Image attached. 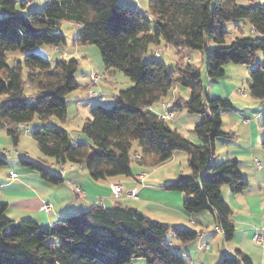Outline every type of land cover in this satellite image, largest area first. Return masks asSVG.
<instances>
[{
    "label": "trees",
    "instance_id": "1",
    "mask_svg": "<svg viewBox=\"0 0 264 264\" xmlns=\"http://www.w3.org/2000/svg\"><path fill=\"white\" fill-rule=\"evenodd\" d=\"M147 13L123 6L119 0H48L42 10L23 13L16 0H0V126L17 145L22 132L19 126L38 116L46 124L34 128L31 135L41 153L60 164H82L94 180L134 177L133 163L139 169H150L170 161L177 150H185L190 173L164 188L185 194L187 213L210 211L224 238L231 240L236 228L222 186L229 184L237 193L248 186V180L237 158L218 161L214 151L217 137L233 136L222 129L221 112L233 109V104L228 98L206 99L201 67L182 59L170 67L160 59L144 61L143 54L150 44L163 41L177 49L203 50L210 78L224 76L229 62L253 64L249 92L253 98L264 99V60H257L259 51L264 56V3L149 0ZM236 19H245L251 34L241 28L228 43L224 24ZM64 21L79 24L76 45H98L106 70L122 71L133 81L112 105L92 107L91 118L83 125L91 142L74 141L67 129L47 123L54 117L67 118L68 94L80 87L77 59L52 61L34 51L37 46L66 43L61 30ZM211 42L216 46L211 48ZM10 52H21L24 59L10 65ZM177 79L191 94L188 99L175 98L174 108L202 114L194 127L201 144L149 109L174 93ZM261 127L264 149V120ZM135 142L139 152L134 151ZM7 162L0 156V166ZM20 162L40 172L49 183L64 182L62 175L35 160L22 157ZM6 210L7 204L0 202V264H132L138 257L148 264H187L178 246L199 235L119 204H94L53 226L32 219L12 221ZM170 231L179 241L175 246L167 239ZM217 264L254 261L238 249Z\"/></svg>",
    "mask_w": 264,
    "mask_h": 264
},
{
    "label": "crops",
    "instance_id": "2",
    "mask_svg": "<svg viewBox=\"0 0 264 264\" xmlns=\"http://www.w3.org/2000/svg\"><path fill=\"white\" fill-rule=\"evenodd\" d=\"M23 2V7L25 8L32 4V0H23ZM144 12L147 13V11ZM76 25L79 30V24L76 23ZM37 47L34 48V51L43 56L41 54L42 52L37 50ZM49 47L50 49L47 48V54L49 56H43L49 60L53 61L55 54L62 55L66 53L65 50L60 46ZM183 49L185 48L179 49V52H182ZM24 56L25 55L21 52H13L12 60L13 62H15L16 59L23 60ZM201 56L202 62H204L205 58L203 55ZM60 58L61 57H58V59ZM190 59L191 63L194 64L192 62L193 59ZM175 64L176 62L174 65ZM199 67L202 68V66ZM92 74L90 78L92 77ZM213 78H210L206 73V78H204L206 85V99L210 97V94H212L215 98L233 99L237 96V101L233 102H243V105H246L245 103L249 102L250 99H244L238 95L237 91H239L240 94L246 96L247 92L244 89L238 88L236 91L235 85L229 86L225 80ZM77 83L80 85V87L82 86V83ZM84 85H86V88H89L91 82L88 81ZM96 89L100 92H104L103 88L98 84L96 85ZM175 90L176 89H174V91ZM72 93L73 92H70L68 94L67 108L69 110L70 105H74L75 100L77 111H79L80 105H82L83 102H87V98L80 97V95L73 96L71 95ZM89 99L90 101L88 102L94 105L97 103H103L106 106H110L109 104H106V96L102 101L93 100L90 98V96ZM255 99L259 100L252 101L256 102L258 105L255 115H249L245 113L244 110H238L243 113L242 115L237 112L235 113L236 118L243 120L242 124L245 126V133L243 136L235 130H227L223 127V115L225 113H222V129L225 132L234 131V133H232V137L221 136L222 139L219 140L216 138L215 141L214 154L215 157H217V160L222 161L228 158H237L239 160L240 170L244 177L248 180V186L243 191L237 193L232 191L229 184L222 186V195L232 209L231 220L236 228L234 237L231 240H226L224 238L222 229H220L219 226H217V224L214 222L210 211L205 210L200 213H187L184 209V206L180 207L181 212L176 213H178L181 217L183 215L187 216L189 225L181 222L176 223V226H189V228L191 227V229L199 233L195 240L178 246L177 250L186 259L187 264H217L225 255H234L238 249L248 254L254 261V264H264V250L259 251L260 248H254L252 239L254 232L259 230L262 233L264 244V149L261 142V140H263V129H261V124L264 120V99ZM171 100L173 99L171 96H169L164 100L155 103L149 109L159 116L160 114L164 113L162 102ZM172 106L174 108V102ZM92 107H90V112ZM176 113L177 110L175 114ZM174 117H176V115H174ZM173 119L166 120L170 122ZM47 123L55 124V121L52 118ZM59 126L67 129L74 141H80L79 138L72 136L70 130L66 126ZM30 127V124L20 125L21 130H29ZM1 138H6L8 140L11 139L13 144L16 145L12 137L7 133V130L4 126H0V139ZM188 138L192 139L191 137ZM194 139L195 138L192 140L194 141ZM0 145L4 146V149L0 148V156L7 159L8 161L7 164L0 166V202L7 204L6 215L12 221L32 219L43 226H53L62 223L66 217L78 214L83 209L89 208L94 204H100L104 206H114L116 204L123 206H133L148 216V212L135 206V202H130V200L134 199L149 205H154L155 201L153 198H151V193L154 191H159L160 189H165L164 187L168 183L165 181L162 184L157 185L156 183L159 184V181L153 177L152 173L149 174V171H146L147 169L145 168L142 169V167L135 173L133 179L119 176L113 179L94 180L91 178L88 170L82 164L78 165L69 162L62 164L59 163L60 168L58 169V163L53 158H48L45 155V157L41 155L36 159H32L29 152H22V150L19 148L16 149L18 153L17 156L16 154L10 155V151L7 150L8 148H6V144L0 143ZM219 147L223 149V152L218 150ZM178 152L179 151L177 150L174 156L181 154V152ZM22 157L35 160L47 168H50L51 170L55 169L56 171L54 172L59 173L64 177V182L58 185L47 182L41 176L40 172L24 166L20 162V158ZM12 171L16 172L17 175L13 178H10L9 175ZM143 172L146 173V176L143 179L137 177ZM181 175L184 174L180 172L177 178H179ZM151 177L153 178L151 179ZM113 181L121 182L127 191L136 189V196L123 194L119 197H116L112 193L110 186L111 182ZM77 187H79L80 190H78ZM176 200L182 201V203H184L185 194H176ZM46 204L51 206V210L49 212L42 209L43 205ZM140 204L141 203H139V205ZM170 243L172 246H175L177 243H179V241L177 239L175 242L171 240ZM186 255L188 258H186Z\"/></svg>",
    "mask_w": 264,
    "mask_h": 264
},
{
    "label": "rangeland",
    "instance_id": "3",
    "mask_svg": "<svg viewBox=\"0 0 264 264\" xmlns=\"http://www.w3.org/2000/svg\"><path fill=\"white\" fill-rule=\"evenodd\" d=\"M16 1L18 2V10L20 12L28 13L31 10L34 11L42 10L45 1L47 2L48 0H32V4L28 5V7L26 8L21 5V2H23V0H16ZM236 2L239 5H250V4L264 3V0H236ZM119 3L123 6H127L132 9L139 10L141 12L149 10V0H119ZM155 24H156L155 21H152L153 27H155ZM224 28L229 32L227 38L228 43H230L232 39L237 34L240 33L241 28H243L246 34H251L250 25L245 19H236V20L227 21L224 24ZM61 30L66 36V43L61 44L60 47L64 49L66 53L62 55L55 54L53 57V61L57 60L58 57H61L60 59L75 58L79 61V67L76 72V80L77 82L82 83V86L72 91L73 93L71 95L73 96L80 95V97L87 98V102H83V104L80 105L79 107V111H77L76 101L74 100V105L73 104L70 105V109L68 110L67 118L65 120H60L57 117L56 118L54 117L53 119L55 121V124L66 126L70 130L73 137L75 136L76 138H79V140L83 142H91V139L83 131V125L85 120L91 117L90 107H92L94 104L88 102L90 101L88 94L89 88H86V85L84 84H86L88 81L92 82L90 78L92 73H98L99 79H97V84L101 86L105 92L104 93L102 91L103 94L107 97L106 104L112 105L115 102V98L119 94V92L123 89H127L131 87L133 85V81L122 71L106 70L105 65L103 63L102 54L98 45L75 44V38L78 32V27L76 23L64 21L61 24ZM215 46L216 44L211 42V48ZM47 48L50 49L48 45H41L37 47V50L42 52L41 54L43 56L47 57L49 56L47 54ZM157 51H161V54L158 55L156 53ZM182 52H179V49H177L175 46L166 44L163 41L160 45L150 44L148 50L143 54V60L149 61L152 59H160L165 61L166 64H168V66H175L174 63L175 62L177 63L181 59L182 62L183 61L191 62L190 58H192L193 59L192 62L195 65L202 66L203 78H206L205 51L200 49L188 50L187 48H185L182 50ZM8 55H9L8 62L10 65H12L13 52H10ZM201 55H203L205 58L204 62H202ZM183 56H185V58ZM257 60L260 62L264 60L262 51L258 52ZM253 68H254L253 64L248 65V64L229 62L225 65L226 73L224 74V76L213 78L218 80H225V82L229 86L235 85L236 91L238 88H241L247 92V95L245 94L246 96H244L243 94H240L239 91H237L240 97H243L244 99H250L249 102L245 103L246 105H243V102L234 103L233 101H237V96H236L233 99H230L233 104V109H223L221 111L222 113H225L223 115L224 117L223 127L227 130L229 129L235 130L242 136L245 133V126L242 124L243 120L236 118L235 113L237 112L242 115L243 113L238 110H244V112L249 115H255L256 108L258 107V105L256 104V102H252V101H259L255 98H252L249 92L248 81L250 78V70ZM175 89L176 90L174 91V95L172 96L173 93H170L169 95L172 96L171 97L173 99L171 100L172 102H174L175 98L176 100L180 98H184V99L190 98V94H191L190 88L184 86L182 83L179 82L178 79L176 80ZM209 96H210L209 98H215L213 97L212 94H210ZM175 110H177V113L175 114L176 117H174V119L170 121V124L174 128H178L186 137H191L192 139L195 138L194 142H196L197 144H201L202 140L196 135L194 131V127L197 123H199L202 120V114L198 112H189L185 108L181 110L175 108ZM45 123H46L45 121L41 120L38 116H36L34 120L30 123L31 125L30 129L22 130L20 135L21 139L18 145H14L11 139L8 140L6 138H1L0 143L6 144V148H8L7 150L10 151L9 152L10 155L16 154L17 156L18 153L16 149L19 148L20 150H22V152L24 151L29 152V154H31L32 159L34 158L36 159L43 154L41 153L37 145V142L32 137L31 131L38 126L44 125ZM229 132L234 133V131H229ZM217 138L219 140L222 139L221 137H217ZM0 148L4 149V146H1ZM218 150H220V152H223V149H221L220 147L218 148ZM134 151L139 152V147L137 142L134 143ZM178 151L181 152V154L178 156L175 155L170 161L159 166L150 167V169L146 170L149 171V174L152 173L153 177H155L159 181V184L156 183L157 185H160L165 181L168 183L174 181L180 172H182L183 174L190 173L191 167H190L189 155L187 151L185 150H178ZM59 168L60 166L58 163V169ZM133 169L135 173L139 171V167L137 163H133ZM52 170L56 171L55 169ZM153 177H151V179ZM127 178L133 179V176ZM181 193L182 192L175 190L160 189L159 191H154L151 193V198H153L155 201L154 205H149L147 203H144L142 201H136L134 199L130 200V202H135V206L148 212L149 213L148 216L151 217L152 219L160 220L162 222L175 226L176 223H181V222H184L189 225V220L187 219V216L183 215L181 217L178 213H176V212H181L180 207L183 206L182 201L176 200V194H181ZM139 203L141 204L139 205ZM186 228H189V226ZM167 239L169 241L172 240L173 242H175L176 237L172 231L168 232ZM252 239H253V247L260 248L259 251H263L264 250L263 240H262V244H260L257 243L253 237ZM186 258H188L187 255ZM134 263L148 264L147 260L142 257L135 258L132 264Z\"/></svg>",
    "mask_w": 264,
    "mask_h": 264
},
{
    "label": "built area",
    "instance_id": "4",
    "mask_svg": "<svg viewBox=\"0 0 264 264\" xmlns=\"http://www.w3.org/2000/svg\"><path fill=\"white\" fill-rule=\"evenodd\" d=\"M145 14L149 15L148 13H145ZM156 53L159 55V54H161V51H157ZM97 74L98 73H93L92 74V77H91L92 82H91V85L89 87L88 94H89L91 99H93V100H101L102 101V100L105 99V95L95 88V86L97 85V79H99V74L98 75ZM172 104H173L172 101H163L162 102V106L164 108V113L159 115L160 118H162V119H173L176 110L173 108ZM16 175H17V173L12 171V172H10L9 177L13 178ZM145 176H146V173L143 172V173L139 174L137 177H139L140 179H143ZM110 186H111L112 193L116 197H119V196H121L123 194H127V195H130V196H136V194H137V190L136 189H132V190L127 191L126 188L124 187V185L121 182H119V181L111 182ZM77 189L80 190L79 187H77ZM42 209L47 211V212H49L51 210V206L46 204V205H43ZM253 238L255 239V241L257 243L262 244L263 236H262V233L259 230L254 232Z\"/></svg>",
    "mask_w": 264,
    "mask_h": 264
}]
</instances>
